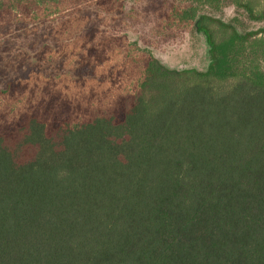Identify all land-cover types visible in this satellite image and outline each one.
I'll return each instance as SVG.
<instances>
[{
	"label": "trees",
	"instance_id": "1",
	"mask_svg": "<svg viewBox=\"0 0 264 264\" xmlns=\"http://www.w3.org/2000/svg\"><path fill=\"white\" fill-rule=\"evenodd\" d=\"M129 0H0V264H264V0H161L205 71L95 23ZM238 21V20H236Z\"/></svg>",
	"mask_w": 264,
	"mask_h": 264
},
{
	"label": "rangeland",
	"instance_id": "2",
	"mask_svg": "<svg viewBox=\"0 0 264 264\" xmlns=\"http://www.w3.org/2000/svg\"><path fill=\"white\" fill-rule=\"evenodd\" d=\"M161 0H129L126 11L113 19L111 15L97 21L101 32L111 36H126L141 49L151 51L163 65L175 70L205 71L209 66L208 45L202 34L193 30L160 32L155 8ZM215 18L237 25L244 32L264 28V20H249L243 10L233 4L223 6L219 11H208ZM238 20V21H236ZM4 82L0 80V88Z\"/></svg>",
	"mask_w": 264,
	"mask_h": 264
}]
</instances>
